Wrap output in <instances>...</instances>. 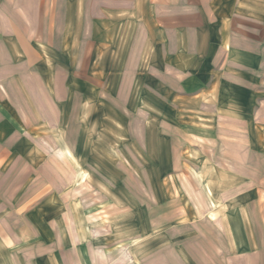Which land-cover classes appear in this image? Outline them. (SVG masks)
I'll use <instances>...</instances> for the list:
<instances>
[{"label":"crops","instance_id":"0c3cea01","mask_svg":"<svg viewBox=\"0 0 264 264\" xmlns=\"http://www.w3.org/2000/svg\"><path fill=\"white\" fill-rule=\"evenodd\" d=\"M115 177L171 227L138 264H264V0H0V264H115Z\"/></svg>","mask_w":264,"mask_h":264},{"label":"rangeland","instance_id":"374dc122","mask_svg":"<svg viewBox=\"0 0 264 264\" xmlns=\"http://www.w3.org/2000/svg\"><path fill=\"white\" fill-rule=\"evenodd\" d=\"M111 141H114V137H112ZM127 155L128 154L124 155V152L118 145H113V151L111 153L109 152L108 157L114 158V161H105L102 168L108 170L110 173L114 171L117 172L122 164L126 165L129 169L138 168L140 162L126 161L124 158H128ZM101 181L100 179V182ZM104 181L106 180L104 179ZM114 181V185L111 182H104V185L109 187V193L112 191L114 192L115 209L110 212V221L108 225L101 227V231L103 232L101 237L103 238H101L99 246H105V253L112 259H117L115 264H138L140 260L144 261V256H151L156 247H160L161 245L169 246L171 240V227L168 224L162 227L153 226L151 222H153L154 218L149 214L150 211H147V219L145 221L144 207L138 202V197L134 193L135 190L133 185L127 182L128 179L122 177H115ZM135 181L141 185L138 178H135ZM187 181L190 182V179H183V182ZM74 186V183L68 186V191L70 192L68 199L72 201L75 198ZM100 186L106 189L102 183H100ZM189 186V196L192 198L197 197L194 187H192L191 184ZM168 190L169 191H164L163 189L164 193L162 197H164V199H170L172 197L171 190ZM87 192L92 193L93 191L88 187L84 188V196H86L85 193ZM146 196L149 199L148 202L151 201L153 205L156 204L155 192L148 193ZM178 196L179 195H176V197ZM184 199L186 200V198ZM185 200L181 203L186 206ZM92 201L96 205H101L106 202V198L99 194L98 196H94ZM182 204L180 205L182 206ZM126 205L130 207L127 206L125 209L118 208L119 206L123 207ZM191 216V213H188L186 217ZM186 229L190 230V228ZM146 259H148V257H146ZM106 262L102 264H106Z\"/></svg>","mask_w":264,"mask_h":264}]
</instances>
